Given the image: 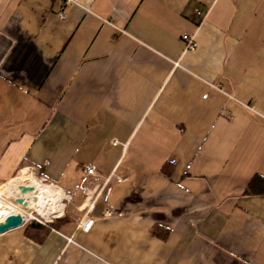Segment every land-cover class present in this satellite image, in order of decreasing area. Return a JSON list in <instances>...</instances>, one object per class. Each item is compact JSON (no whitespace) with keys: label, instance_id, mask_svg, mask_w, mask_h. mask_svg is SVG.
<instances>
[{"label":"crops","instance_id":"obj_1","mask_svg":"<svg viewBox=\"0 0 264 264\" xmlns=\"http://www.w3.org/2000/svg\"><path fill=\"white\" fill-rule=\"evenodd\" d=\"M27 171L55 226L0 264H264V0H0V193Z\"/></svg>","mask_w":264,"mask_h":264},{"label":"bare ground","instance_id":"obj_2","mask_svg":"<svg viewBox=\"0 0 264 264\" xmlns=\"http://www.w3.org/2000/svg\"><path fill=\"white\" fill-rule=\"evenodd\" d=\"M16 186L15 184H9L5 187L6 190L11 191V187ZM32 187H34L35 189H37V191L35 190L34 192H29L28 194H26V196H24V194H19V196L14 195L15 190L14 189V193L10 196H12L14 198V200L16 201V199L18 198H23L24 200V204L21 205L26 209H29L32 212H36L38 213L41 217H47V214L49 212V215H53L55 213V209H57L60 205V199L61 196L58 195L57 199L55 198V193L53 191H51L50 188H41V186H36L33 185ZM16 188V187H14ZM20 189V188H19ZM17 189V190H19ZM12 208L8 207V205H5L1 202L0 204V221L3 219V217L5 216V214L12 212ZM31 213V212H30Z\"/></svg>","mask_w":264,"mask_h":264},{"label":"built area","instance_id":"obj_3","mask_svg":"<svg viewBox=\"0 0 264 264\" xmlns=\"http://www.w3.org/2000/svg\"><path fill=\"white\" fill-rule=\"evenodd\" d=\"M71 3H72V0H67V5H70ZM196 16H197L199 19H202V18H203V12H202V11H197V12H196ZM58 17H59L60 19H65L66 14L64 13V11H61V12L58 13ZM182 38H183L184 42L186 43V49H187L188 51L193 52L194 50H196V48H197V42H196V39H195L194 36H191V35H187V34H185ZM204 97H207V95L204 96ZM250 109H252V108H250ZM252 110H253V109H252ZM87 172H88L90 175H94V174H95V170H94V168H92V167H88V168H87ZM110 181H111V177L106 178V179H105V185L109 184ZM116 181H117L118 183H121V182L124 181V179L121 178V177H119V178H117ZM25 185H27V184H25ZM18 206H19L18 208L13 209V210H17V211L22 215V218H23V220H24V223L33 220V221H36V222H38V223H40V224L46 225V223H49V222L53 221V219L55 218V217L50 218L48 222H46V219H45V220H44L45 222H42V220H40L39 218L35 217V216L33 215V213L29 214V216L27 217V216L24 214V211H23L22 208H21L22 206H21V205H18ZM35 213H36V212H35ZM36 214L39 215L38 213H36ZM107 214L110 215L111 213H110V212H107ZM43 219H44V218H43ZM93 222H94L93 220H90V221L85 222V223L83 224V226H82L83 230H84L85 232L89 231V229H90V228L92 227V225H93Z\"/></svg>","mask_w":264,"mask_h":264},{"label":"rangeland","instance_id":"obj_4","mask_svg":"<svg viewBox=\"0 0 264 264\" xmlns=\"http://www.w3.org/2000/svg\"><path fill=\"white\" fill-rule=\"evenodd\" d=\"M35 178H36V176H34V174H32V172L31 171H27L26 173H23V174H21L20 176H18L16 179H15V181L14 182H12V184L14 185H20V186H25L22 182H24V183H27V182H29L26 186H31L32 185V183H34V182H37V184L38 185H40V183L38 182L39 180V178H36L37 180H35ZM2 188L3 187H0V190H2ZM24 195H26V194H24ZM1 202L3 203V204H5V205H8V207H11L12 209H16V208H18L19 206V204L14 200V198L12 197V196H10V195H8V194H3V193H0V204H1ZM22 208V210L24 211V214L28 217L29 216V214H31V213H33V215L35 216V217H37V218H39L40 220H42V222H45L44 220L46 219V222H48L49 221V219L50 218H53L52 216H48L50 213H52V212H49L48 214H47V217L48 218H45V217H41L40 215H37L35 212H32V211H30L29 209H26V208H24L23 206L21 207ZM56 210V209H55ZM54 210V211H55ZM31 212V213H30ZM44 218V219H43ZM37 223V222H36ZM47 224V223H46Z\"/></svg>","mask_w":264,"mask_h":264},{"label":"trees","instance_id":"obj_5","mask_svg":"<svg viewBox=\"0 0 264 264\" xmlns=\"http://www.w3.org/2000/svg\"><path fill=\"white\" fill-rule=\"evenodd\" d=\"M246 194L251 195H264V178H261L259 176H256L249 184ZM60 208L59 210H61ZM55 222V221H54ZM47 225V224H46ZM55 226V223L48 224L47 226L39 225L36 222H29L26 225L25 231L28 234V236L33 237H40L42 234H45L48 232V229L46 227Z\"/></svg>","mask_w":264,"mask_h":264},{"label":"water","instance_id":"obj_6","mask_svg":"<svg viewBox=\"0 0 264 264\" xmlns=\"http://www.w3.org/2000/svg\"><path fill=\"white\" fill-rule=\"evenodd\" d=\"M25 185V184H24ZM37 191L32 186H20V191L22 194H26L29 192ZM16 202L19 205H23L25 202L23 198L16 199ZM24 225V220L22 218V215L17 210H12V212H9L5 214L3 219L0 221V234L5 233L12 229L20 228Z\"/></svg>","mask_w":264,"mask_h":264}]
</instances>
